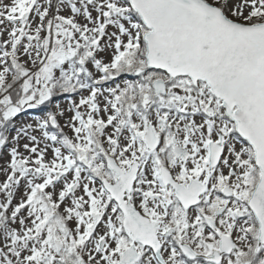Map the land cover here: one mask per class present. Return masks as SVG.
I'll return each mask as SVG.
<instances>
[{"label":"snow or ice","instance_id":"1","mask_svg":"<svg viewBox=\"0 0 264 264\" xmlns=\"http://www.w3.org/2000/svg\"><path fill=\"white\" fill-rule=\"evenodd\" d=\"M0 264H264V0H0Z\"/></svg>","mask_w":264,"mask_h":264},{"label":"rangeland","instance_id":"2","mask_svg":"<svg viewBox=\"0 0 264 264\" xmlns=\"http://www.w3.org/2000/svg\"><path fill=\"white\" fill-rule=\"evenodd\" d=\"M36 114H37V113H36V110H29L28 113H27V115L24 116L23 118H24V119H29V118L35 116Z\"/></svg>","mask_w":264,"mask_h":264}]
</instances>
